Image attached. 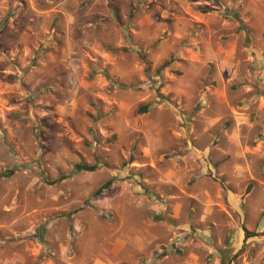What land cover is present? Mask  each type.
I'll use <instances>...</instances> for the list:
<instances>
[{"label": "rangeland", "instance_id": "1", "mask_svg": "<svg viewBox=\"0 0 264 264\" xmlns=\"http://www.w3.org/2000/svg\"><path fill=\"white\" fill-rule=\"evenodd\" d=\"M0 264H264V0H0Z\"/></svg>", "mask_w": 264, "mask_h": 264}, {"label": "trees", "instance_id": "2", "mask_svg": "<svg viewBox=\"0 0 264 264\" xmlns=\"http://www.w3.org/2000/svg\"><path fill=\"white\" fill-rule=\"evenodd\" d=\"M168 65H169V62H165L164 64H162V66L159 69L166 68V67H168ZM120 86L122 87V85H120ZM140 111H141V113L145 114V113L148 112V107H142L140 109ZM244 236H245V239H247V238L250 237L249 234L246 233V232H245V235Z\"/></svg>", "mask_w": 264, "mask_h": 264}]
</instances>
